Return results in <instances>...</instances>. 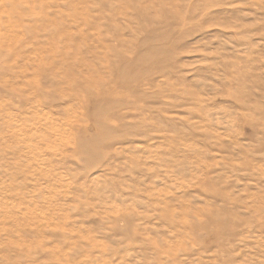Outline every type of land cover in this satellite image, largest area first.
<instances>
[{"label":"rangeland","instance_id":"obj_1","mask_svg":"<svg viewBox=\"0 0 264 264\" xmlns=\"http://www.w3.org/2000/svg\"><path fill=\"white\" fill-rule=\"evenodd\" d=\"M0 264H264V0H0Z\"/></svg>","mask_w":264,"mask_h":264},{"label":"bare ground","instance_id":"obj_2","mask_svg":"<svg viewBox=\"0 0 264 264\" xmlns=\"http://www.w3.org/2000/svg\"><path fill=\"white\" fill-rule=\"evenodd\" d=\"M197 219V218H196ZM158 248V247H157ZM122 260V259H121Z\"/></svg>","mask_w":264,"mask_h":264}]
</instances>
